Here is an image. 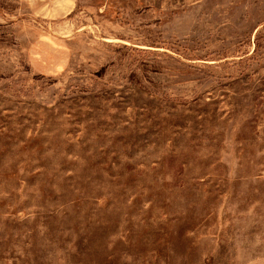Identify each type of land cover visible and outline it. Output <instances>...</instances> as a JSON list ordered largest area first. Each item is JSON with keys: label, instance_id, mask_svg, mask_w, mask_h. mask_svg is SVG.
Returning a JSON list of instances; mask_svg holds the SVG:
<instances>
[{"label": "rangeland", "instance_id": "obj_1", "mask_svg": "<svg viewBox=\"0 0 264 264\" xmlns=\"http://www.w3.org/2000/svg\"><path fill=\"white\" fill-rule=\"evenodd\" d=\"M0 0V264H264V0Z\"/></svg>", "mask_w": 264, "mask_h": 264}, {"label": "crops", "instance_id": "obj_2", "mask_svg": "<svg viewBox=\"0 0 264 264\" xmlns=\"http://www.w3.org/2000/svg\"><path fill=\"white\" fill-rule=\"evenodd\" d=\"M31 10L40 16L64 18L73 12L76 0H29Z\"/></svg>", "mask_w": 264, "mask_h": 264}]
</instances>
